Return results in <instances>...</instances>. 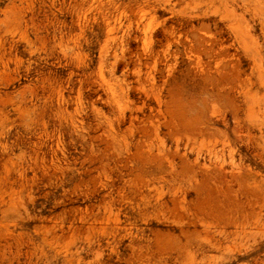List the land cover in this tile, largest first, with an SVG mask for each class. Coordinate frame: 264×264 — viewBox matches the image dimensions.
Instances as JSON below:
<instances>
[{
    "label": "rangeland",
    "instance_id": "rangeland-1",
    "mask_svg": "<svg viewBox=\"0 0 264 264\" xmlns=\"http://www.w3.org/2000/svg\"><path fill=\"white\" fill-rule=\"evenodd\" d=\"M0 264H264V0H0Z\"/></svg>",
    "mask_w": 264,
    "mask_h": 264
}]
</instances>
